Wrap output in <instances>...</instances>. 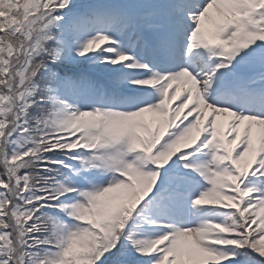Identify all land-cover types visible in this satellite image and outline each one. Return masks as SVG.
<instances>
[{
	"label": "snow or ice",
	"instance_id": "1",
	"mask_svg": "<svg viewBox=\"0 0 264 264\" xmlns=\"http://www.w3.org/2000/svg\"><path fill=\"white\" fill-rule=\"evenodd\" d=\"M0 264H264V0H0Z\"/></svg>",
	"mask_w": 264,
	"mask_h": 264
}]
</instances>
